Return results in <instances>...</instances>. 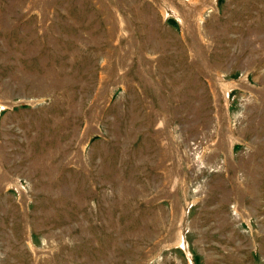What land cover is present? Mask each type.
Returning <instances> with one entry per match:
<instances>
[{"label": "rangeland", "instance_id": "374dc122", "mask_svg": "<svg viewBox=\"0 0 264 264\" xmlns=\"http://www.w3.org/2000/svg\"><path fill=\"white\" fill-rule=\"evenodd\" d=\"M0 264H264V0H0Z\"/></svg>", "mask_w": 264, "mask_h": 264}]
</instances>
